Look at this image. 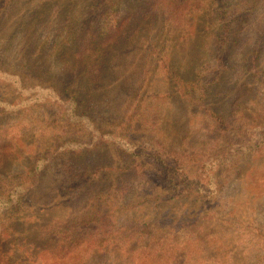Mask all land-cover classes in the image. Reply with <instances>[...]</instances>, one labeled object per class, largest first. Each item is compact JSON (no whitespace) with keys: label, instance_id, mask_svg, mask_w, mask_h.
Masks as SVG:
<instances>
[{"label":"trees","instance_id":"obj_1","mask_svg":"<svg viewBox=\"0 0 264 264\" xmlns=\"http://www.w3.org/2000/svg\"><path fill=\"white\" fill-rule=\"evenodd\" d=\"M54 2L0 0V264L198 255L208 233L178 206L195 218L264 168V0H151L140 18L134 0H92L86 15ZM253 250L264 264V243Z\"/></svg>","mask_w":264,"mask_h":264},{"label":"rangeland","instance_id":"obj_2","mask_svg":"<svg viewBox=\"0 0 264 264\" xmlns=\"http://www.w3.org/2000/svg\"><path fill=\"white\" fill-rule=\"evenodd\" d=\"M135 4L139 7L137 14V18L142 16V9L147 10L151 8V0H134ZM183 1V0H181ZM133 3V2H132ZM130 4V2H129ZM92 0H56L51 5V9L53 6H56L57 9L63 10H80L83 15L92 14ZM133 5V4H132ZM48 8V7H47ZM17 8H14L8 13V16H12L14 12H16ZM151 15L155 18L154 21L159 24L162 20L161 14L157 11L151 12ZM63 12V11H62ZM262 11L255 10L253 14L248 19L249 21L241 25V28L244 29V32L248 34H253L255 31V27L259 25ZM64 14V13H63ZM12 20H7L4 26V34L6 33L7 28L11 24H15L17 26L18 19L11 18ZM87 21L86 23H88ZM35 40V38H33ZM22 42V41H21ZM5 56H0V60L3 61ZM34 60V59H33ZM32 64V63H31ZM39 65L43 66L46 69L52 67L51 60H47L46 56H42ZM39 65L35 68L37 73H41L39 70ZM51 66V67H50ZM54 68V67H53ZM45 74V73H44ZM58 78H64V74H59ZM207 147V146H206ZM259 162V161H256ZM254 180L255 183H251L248 186L249 191L245 194H240L237 197H234L235 193H237L238 189L236 188L238 181H235L231 184H227L225 188H223V193L213 195L211 194V202L210 204L205 203L201 204V202L196 203V208L203 206V211L198 213H193L195 218L192 217V213L186 211V206L184 204H180L177 209V217L182 216L183 225L186 226L190 224L191 221L196 220V224H204L205 230L203 233L208 234H200L202 239H204V243H206L204 247V251H202L198 255H190V252L187 253L181 252L178 257L173 261L172 264H185L186 255L187 258L191 259V262L187 261V264H262L263 262L259 257L256 251H254V247L257 246V243H264V240H260L261 235L260 232H264V226L260 224L264 220V201L260 200L261 196L264 195V168L261 170V174H259ZM232 196V197H230ZM207 201V200H204ZM185 206V207H184ZM256 207H259L256 209ZM61 214V213H60ZM152 214V210L148 207L146 210H143L142 216L149 219ZM253 218V219H251ZM191 225V224H190ZM98 228V224L92 223L88 225H82L77 227L72 233L74 238L85 237L89 234L95 232ZM183 234V232H181ZM180 233V234H181ZM264 235V234H263ZM38 242L43 243L47 242L45 237H35ZM59 236L55 235V241L59 240ZM145 240V238H144ZM100 249V245H99ZM99 251V250H96ZM264 252V251H263ZM251 254L250 257L247 255ZM226 257V259L224 258ZM102 255L97 256L96 259L93 257L97 264H103L105 261L102 260ZM226 260V261H225Z\"/></svg>","mask_w":264,"mask_h":264}]
</instances>
